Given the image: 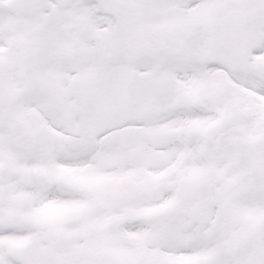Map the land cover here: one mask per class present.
<instances>
[{
  "label": "snow or ice",
  "instance_id": "1",
  "mask_svg": "<svg viewBox=\"0 0 264 264\" xmlns=\"http://www.w3.org/2000/svg\"><path fill=\"white\" fill-rule=\"evenodd\" d=\"M0 264H264V0H0Z\"/></svg>",
  "mask_w": 264,
  "mask_h": 264
}]
</instances>
